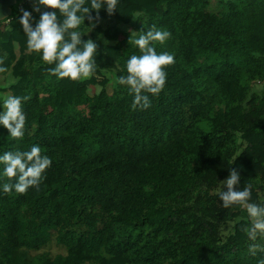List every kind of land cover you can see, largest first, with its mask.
I'll return each instance as SVG.
<instances>
[{
  "label": "trees",
  "instance_id": "trees-1",
  "mask_svg": "<svg viewBox=\"0 0 264 264\" xmlns=\"http://www.w3.org/2000/svg\"><path fill=\"white\" fill-rule=\"evenodd\" d=\"M99 17L79 29L98 45L81 81L27 50L20 18L0 24V112L29 97L21 139L0 125V156L36 145L52 161L24 194L3 192L0 164V264H258L264 234L250 239L246 208L224 209L218 193L235 168L264 206V0H118ZM153 25L170 37L151 46L175 63L158 96L143 93L150 107L133 109L116 79L141 55L128 41ZM62 86L73 96L58 109Z\"/></svg>",
  "mask_w": 264,
  "mask_h": 264
},
{
  "label": "clouds",
  "instance_id": "clouds-1",
  "mask_svg": "<svg viewBox=\"0 0 264 264\" xmlns=\"http://www.w3.org/2000/svg\"><path fill=\"white\" fill-rule=\"evenodd\" d=\"M118 0H32V11L40 12V5L46 9L56 11H44L40 14L35 27L32 26V13L22 10L19 23L22 25L27 37V50L41 56L44 63L55 65L49 71L58 79L69 78L72 81H81L92 77L97 64L95 56L98 45L91 39L82 40V34H86L95 27L99 21V11L106 6L109 15L116 10ZM57 11L62 19H58ZM95 11L94 17L90 13ZM89 21L86 33L81 32L80 26L85 19ZM170 33L157 30L152 26L139 38L128 42L138 47L141 55H132L126 65L127 76H120L116 83L125 85L133 94L131 107L147 109L151 102L148 95L158 96L166 82L165 68L175 63L174 56L168 52L157 54L152 42L163 45L169 39ZM4 58L0 57V65ZM7 71L0 67V73ZM29 97L8 96L3 101L4 110L0 112V125L7 129L12 139H21L24 135L26 117L22 111V100ZM51 159L41 155L39 146L33 145L29 151L6 152L0 156V164L4 165L3 174L7 182L2 186L5 194L15 190L18 194H24L29 187L39 188L44 179V173L51 165ZM16 178L15 183H12ZM224 182L226 191L218 193L222 201V207L229 209L234 205L246 208L252 227L246 229L250 239H255L257 233L264 234V206L249 203L251 198V185L243 190H238L240 174L232 168ZM258 264H264L260 260Z\"/></svg>",
  "mask_w": 264,
  "mask_h": 264
},
{
  "label": "rangeland",
  "instance_id": "rangeland-1",
  "mask_svg": "<svg viewBox=\"0 0 264 264\" xmlns=\"http://www.w3.org/2000/svg\"><path fill=\"white\" fill-rule=\"evenodd\" d=\"M162 1L163 0H161V2ZM154 3H155V0H154V2H150V4L149 3L148 4H149L150 7H152L154 5ZM158 4L154 6L155 9L158 6ZM50 10L52 11L53 9H50ZM15 16H17V12H16ZM120 17L123 18L124 20L128 19V16H120ZM62 89H63V91H61L60 95L58 96V100H57L58 109L65 108V106L71 102L72 96H73V94L71 95V93H72V88L71 87L62 86ZM228 227H230V226H228Z\"/></svg>",
  "mask_w": 264,
  "mask_h": 264
},
{
  "label": "water",
  "instance_id": "water-1",
  "mask_svg": "<svg viewBox=\"0 0 264 264\" xmlns=\"http://www.w3.org/2000/svg\"><path fill=\"white\" fill-rule=\"evenodd\" d=\"M16 0H0V19H8L11 16V7L15 4ZM40 13L44 11H51L40 5ZM56 11V10H52Z\"/></svg>",
  "mask_w": 264,
  "mask_h": 264
},
{
  "label": "crops",
  "instance_id": "crops-1",
  "mask_svg": "<svg viewBox=\"0 0 264 264\" xmlns=\"http://www.w3.org/2000/svg\"><path fill=\"white\" fill-rule=\"evenodd\" d=\"M148 1V3L150 4V2H154V0H147ZM19 6H21V4L20 3H18V0H16V2H15V4L11 7V16L8 18V19H0V24H2V23H7V22H10V21H12V20H14L15 19V15H16V12H17V10L20 8ZM40 12H38L36 15H33L32 17H33V20H32V26L33 27H35V24L38 22V20H39V17H40ZM125 21H127V20H125ZM4 68H6L7 70H8V68L7 67H4ZM5 72H7V71H5Z\"/></svg>",
  "mask_w": 264,
  "mask_h": 264
},
{
  "label": "built area",
  "instance_id": "built-area-1",
  "mask_svg": "<svg viewBox=\"0 0 264 264\" xmlns=\"http://www.w3.org/2000/svg\"><path fill=\"white\" fill-rule=\"evenodd\" d=\"M20 8L17 10V16L16 18H20L22 16V10L27 11L23 6H19ZM33 16V15H32ZM8 23V22H7Z\"/></svg>",
  "mask_w": 264,
  "mask_h": 264
}]
</instances>
